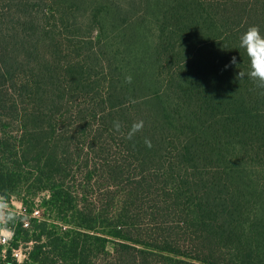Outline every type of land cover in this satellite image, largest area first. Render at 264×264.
Here are the masks:
<instances>
[{
  "label": "trees",
  "instance_id": "1",
  "mask_svg": "<svg viewBox=\"0 0 264 264\" xmlns=\"http://www.w3.org/2000/svg\"><path fill=\"white\" fill-rule=\"evenodd\" d=\"M252 25L264 0H0L8 262L264 264Z\"/></svg>",
  "mask_w": 264,
  "mask_h": 264
},
{
  "label": "clouds",
  "instance_id": "2",
  "mask_svg": "<svg viewBox=\"0 0 264 264\" xmlns=\"http://www.w3.org/2000/svg\"><path fill=\"white\" fill-rule=\"evenodd\" d=\"M238 47L244 50L248 58V68L246 71L238 69L235 78L243 80L245 78L253 82L256 88L264 90V34L261 33L259 26H249L246 31L239 36ZM230 65H239L237 58L232 57ZM229 65H226L227 68ZM238 68V67H237ZM126 83L132 82V77L125 78ZM144 122L142 120L135 122L128 130L127 138L132 139L138 132L142 131ZM116 131H120L121 125L118 121L113 125ZM145 146L152 147L151 141L145 138ZM19 216L16 209L12 208L4 196H0V226L5 225L9 221H15ZM4 228L0 227V231Z\"/></svg>",
  "mask_w": 264,
  "mask_h": 264
},
{
  "label": "rangeland",
  "instance_id": "3",
  "mask_svg": "<svg viewBox=\"0 0 264 264\" xmlns=\"http://www.w3.org/2000/svg\"><path fill=\"white\" fill-rule=\"evenodd\" d=\"M8 203L12 208L16 209L18 212L23 211L24 203L22 202L21 199L17 197H13L12 202L11 203L8 202ZM34 213H37V211H35ZM0 227L4 228L3 231H0V244H2L3 246V249L0 252V264H6V263L11 264L10 262H8L9 257L7 255V252H8L9 247L11 246L10 242L12 240V232L9 228L3 225ZM111 248L113 249V245H111ZM12 257L17 259L19 262H22L24 260L25 253L23 249L12 248Z\"/></svg>",
  "mask_w": 264,
  "mask_h": 264
}]
</instances>
